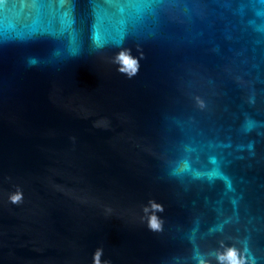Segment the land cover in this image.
Segmentation results:
<instances>
[{"label":"water","instance_id":"95a60500","mask_svg":"<svg viewBox=\"0 0 264 264\" xmlns=\"http://www.w3.org/2000/svg\"><path fill=\"white\" fill-rule=\"evenodd\" d=\"M123 48L143 54L132 79ZM98 248L101 264H264V0H3L0 264Z\"/></svg>","mask_w":264,"mask_h":264},{"label":"clouds","instance_id":"9594fccd","mask_svg":"<svg viewBox=\"0 0 264 264\" xmlns=\"http://www.w3.org/2000/svg\"><path fill=\"white\" fill-rule=\"evenodd\" d=\"M141 59H143L142 53L140 54L138 58L133 57L131 55V49L123 48L121 51L118 52L116 56L115 62L118 65L116 71L119 74L124 75L129 79H132L139 73V69H140L139 62ZM108 125H109V121L107 119H101L94 124V127L107 128ZM8 200L13 205L22 204L24 201L23 192L17 189L16 192H14L8 197ZM150 203H151L152 209L154 210L153 211L154 214L151 215L149 219L147 220L146 227L149 231L153 233H160L163 231V221L155 213H163L164 207L160 203H156V202H150ZM104 213L106 217H110L113 215V209L111 207H105ZM103 255H104L103 248H98L93 254L92 264H101V257ZM229 256L233 259V264H246V261L243 258L236 259V252L234 249L230 250ZM103 264H110V261L104 260Z\"/></svg>","mask_w":264,"mask_h":264},{"label":"snow or ice","instance_id":"6c2138e0","mask_svg":"<svg viewBox=\"0 0 264 264\" xmlns=\"http://www.w3.org/2000/svg\"><path fill=\"white\" fill-rule=\"evenodd\" d=\"M3 4V0H0V5H2Z\"/></svg>","mask_w":264,"mask_h":264}]
</instances>
